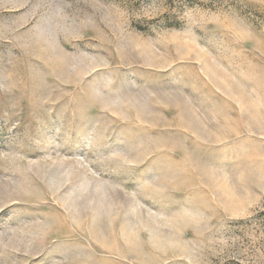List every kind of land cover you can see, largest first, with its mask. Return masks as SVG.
Segmentation results:
<instances>
[{"label": "rangeland", "instance_id": "1", "mask_svg": "<svg viewBox=\"0 0 264 264\" xmlns=\"http://www.w3.org/2000/svg\"><path fill=\"white\" fill-rule=\"evenodd\" d=\"M0 264H264V0H0Z\"/></svg>", "mask_w": 264, "mask_h": 264}]
</instances>
